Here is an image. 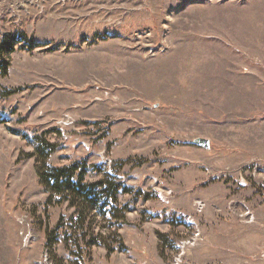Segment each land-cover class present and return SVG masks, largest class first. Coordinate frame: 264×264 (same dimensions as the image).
<instances>
[{
	"label": "rangeland",
	"instance_id": "374dc122",
	"mask_svg": "<svg viewBox=\"0 0 264 264\" xmlns=\"http://www.w3.org/2000/svg\"><path fill=\"white\" fill-rule=\"evenodd\" d=\"M2 34L27 42L0 77V264H264V0H0ZM21 133L119 182L110 212L45 186Z\"/></svg>",
	"mask_w": 264,
	"mask_h": 264
},
{
	"label": "trees",
	"instance_id": "16d2710c",
	"mask_svg": "<svg viewBox=\"0 0 264 264\" xmlns=\"http://www.w3.org/2000/svg\"><path fill=\"white\" fill-rule=\"evenodd\" d=\"M24 39L26 42V36L19 38L11 37L10 34L0 35V77L7 75V71L10 67L9 55L17 49H24V44H21ZM30 44V47H34L35 43ZM7 95L1 94L0 101L3 100ZM20 133V132H15ZM22 137L33 146L36 156H44L40 158L41 162L45 164L44 172L40 175L41 182L49 187L52 191L57 194L67 193L68 196H63L62 201L68 200L70 205L73 204V197L80 198L81 202L91 204V208L96 210L97 213L104 215L106 212H110L109 206L114 205L116 195L119 193L121 187L119 182H116L109 174L104 176L96 182L87 183L84 182L87 169L89 167L86 162L83 163H72L66 166H53L46 164L48 158L47 149L49 154L52 152V145L47 140H40L39 137L30 136L28 134L21 133ZM43 142V146L42 143ZM127 189L126 187L123 190ZM72 196V197H70ZM112 207V206H111ZM113 208V207H112ZM111 208V209H112Z\"/></svg>",
	"mask_w": 264,
	"mask_h": 264
},
{
	"label": "water",
	"instance_id": "95a60500",
	"mask_svg": "<svg viewBox=\"0 0 264 264\" xmlns=\"http://www.w3.org/2000/svg\"><path fill=\"white\" fill-rule=\"evenodd\" d=\"M193 144L199 147H203L208 149L210 147V143L209 140L204 139V138H198L196 140L193 141Z\"/></svg>",
	"mask_w": 264,
	"mask_h": 264
}]
</instances>
